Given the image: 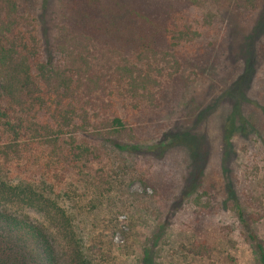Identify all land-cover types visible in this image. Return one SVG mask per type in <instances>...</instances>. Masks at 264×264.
I'll return each mask as SVG.
<instances>
[{
	"label": "rangeland",
	"instance_id": "obj_1",
	"mask_svg": "<svg viewBox=\"0 0 264 264\" xmlns=\"http://www.w3.org/2000/svg\"><path fill=\"white\" fill-rule=\"evenodd\" d=\"M26 3L41 17L42 40L51 39L65 16L79 18L87 30L100 23L97 36L117 45L163 48L165 18L178 8L189 12L199 35L180 42L181 70L161 105L141 116L137 139L127 140L122 150L102 145L92 164L117 180L113 187L99 193L83 182L68 185V178L61 183L74 196L71 205L64 200L80 234L102 264H138L148 249L153 264H259L237 203L258 218L251 226L264 241V0L255 12L250 5L235 8L233 0ZM233 114L224 160V127L232 128ZM213 192L218 200L207 210ZM23 214L44 219L34 209ZM198 244L207 253H193Z\"/></svg>",
	"mask_w": 264,
	"mask_h": 264
},
{
	"label": "trees",
	"instance_id": "obj_2",
	"mask_svg": "<svg viewBox=\"0 0 264 264\" xmlns=\"http://www.w3.org/2000/svg\"><path fill=\"white\" fill-rule=\"evenodd\" d=\"M233 1L235 8L257 10L258 0ZM25 4L0 0V264H102L80 234L75 212L65 202L71 205L74 196L61 190V183L68 178V185L83 182L99 193L113 187L117 180L92 164L102 145L122 150L127 140L137 139L141 116L161 105L181 70L180 42L199 35L189 12L178 8L165 18L163 48L117 45L97 36L100 23L87 30L79 18L65 16L55 23L51 39L42 40L41 17ZM232 118V128L224 127V160ZM217 200L211 193L204 207L215 209ZM28 208L44 219L23 214ZM237 208L245 238L264 264V241L251 226L258 218L238 203ZM191 251L208 250L198 244ZM139 261L153 264L149 249Z\"/></svg>",
	"mask_w": 264,
	"mask_h": 264
}]
</instances>
